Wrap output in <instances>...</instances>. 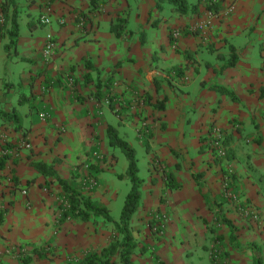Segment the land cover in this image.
<instances>
[{
    "label": "crops",
    "instance_id": "crops-1",
    "mask_svg": "<svg viewBox=\"0 0 264 264\" xmlns=\"http://www.w3.org/2000/svg\"><path fill=\"white\" fill-rule=\"evenodd\" d=\"M10 2L9 16L18 12L19 40L16 53L6 48L7 21L0 32V154L12 147L0 170V234L12 243L39 246L55 236L61 248L66 242L67 248H91L95 231L84 225L92 220L61 222L62 186L34 164L53 167L111 212L119 196L104 184V160L93 153L110 155L116 164L107 136L113 126L135 148L144 179L131 227L137 244L135 228H145L148 246L138 245L134 264H157L153 251L161 264H253L254 250L264 261V0H222L215 14L203 2L186 14L169 2L158 6L159 0ZM80 15L87 20L83 28ZM44 16L50 24L41 22ZM119 17L127 20L126 32L117 37L111 24ZM48 33L57 46L50 59L43 51ZM112 96L122 118L106 103ZM45 108L51 111L46 121L40 118ZM13 110L20 130L1 116ZM144 127L151 134L148 149ZM216 129L230 158L210 146ZM87 162L99 169L92 174L98 187L90 192L80 186ZM248 206L259 221L244 214ZM153 210L165 218L163 237L147 229ZM76 233L86 238L77 241ZM220 237L226 245L214 262ZM8 253L0 242V260L12 263Z\"/></svg>",
    "mask_w": 264,
    "mask_h": 264
},
{
    "label": "trees",
    "instance_id": "trees-1",
    "mask_svg": "<svg viewBox=\"0 0 264 264\" xmlns=\"http://www.w3.org/2000/svg\"><path fill=\"white\" fill-rule=\"evenodd\" d=\"M4 12L7 18V21L10 22V29L8 30L9 36V43L6 45L8 50H13L14 53L17 51V45L19 40V24H18V12L14 10L13 14L9 16V4L11 5L12 2L7 3V0H3ZM161 2H169L172 3L174 6V10L179 12L180 14H186L188 11L198 12L199 6L203 2L207 9L211 10L212 13H218L222 6V0H198L196 4H190L188 0H159ZM13 5H15L13 3ZM126 19L118 18L116 21L112 22L111 29L115 33L117 37L122 36L126 32ZM31 28V25H30ZM233 49V48H232ZM99 92V91H98ZM107 93L111 94L110 90H107ZM97 95H99L97 93ZM113 96L110 102V108L114 111L120 118L123 117V109L117 108V103L113 101ZM163 108V106H161ZM2 117L6 118L7 120H11L13 123L16 124V130L22 129V121L20 115L17 111L13 110L11 113L4 112L1 114ZM146 130L144 127L143 130ZM141 130V132L143 131ZM144 130V135L142 138V142L144 146L148 149V142L146 138H149L151 134L146 133ZM107 136L109 140L110 146L113 148L120 149L124 155L126 156L128 165L127 169L124 174L119 175L121 178H125L130 183V190L125 197L124 205L122 208L120 220L115 222L110 215V212L107 207L102 205L97 201H93L90 197H86L80 194L72 185L70 181L60 178L53 167L45 164V163H36L34 166L36 169L44 174L45 176H55L57 181L60 183L63 189V204L62 206V215H61V222L66 220H80V221H91L95 224L97 218L105 217L107 221L112 222L114 224V228L117 230L119 236L121 237L120 240H112L109 246L101 249L100 251L95 250H88L82 257L75 258L68 262V264H114L115 257H119L121 264H134L132 257L134 254L135 249L138 247L137 242L134 239L133 231L131 227V221L134 215L136 214L142 198L141 187L144 179L139 175V167H138V159L137 153L135 148L122 137H120L119 131L116 127L109 126L107 129ZM12 146L6 145L3 147V153L0 154V170H4L6 168L7 162L10 158L7 150ZM6 151V152H5ZM228 157H231V151L228 150ZM84 165V164H83ZM99 171V169L94 166L93 164L89 166V174H95ZM173 178L168 176L169 182ZM199 180V178H197ZM13 181L18 183V179L16 177L12 178ZM199 182V181H198ZM201 187L203 185L199 182ZM207 201H209V197L204 195ZM65 203V204H64ZM221 211V209H220ZM4 219V212L0 211V224L3 222ZM156 221V222H155ZM158 220H151L149 222L151 228L156 225ZM224 223H228L231 225V222L227 220H222ZM220 241V246L218 249H213L212 258L213 261H216L218 256H222L223 254V239L222 237L216 238L215 240ZM236 240L235 236H231V242L234 243ZM146 248V247H145ZM225 248V247H224ZM32 255H37L39 258L45 259L48 257L47 250L41 248H34L31 252ZM154 254V251H153ZM225 254V252H224ZM31 256L25 259L26 263H30L32 261ZM154 258L157 259L156 255L154 254ZM161 264V263H160ZM253 264H264L263 257L258 254L254 250V261Z\"/></svg>",
    "mask_w": 264,
    "mask_h": 264
},
{
    "label": "rangeland",
    "instance_id": "rangeland-1",
    "mask_svg": "<svg viewBox=\"0 0 264 264\" xmlns=\"http://www.w3.org/2000/svg\"><path fill=\"white\" fill-rule=\"evenodd\" d=\"M114 149L116 151V155L118 156V157H115L116 164H114L113 161H110V155L104 154V159H103L104 160V184L105 185L110 184L114 187L113 189L117 190V193L119 196L118 202H115L113 204L110 214L114 218L120 220L122 208L124 205V200L130 190V183L127 179L121 178L119 176V175L124 174L125 167L128 163L126 156L120 149L118 148H114ZM84 178H85V173L82 175V178L80 180V186L82 190L90 192L98 187L97 185L92 190H87L84 185L85 184ZM58 197H59V200L62 202L63 196L61 197L59 195ZM0 211L4 212L3 209H1ZM162 214L163 213H160L156 210L151 211L147 229H149L151 234H153L154 236L156 235L158 237L164 236L163 231L165 229L166 221H165V218L162 216ZM154 219L158 220V222L156 223L155 226H153V228H151L149 222ZM71 222H72L71 224H74L75 226L82 223L79 220H72ZM85 224L86 225L84 226H86L85 227L86 232L91 227L95 231V238H93V244L96 245V248H92L93 244L91 245V248H67L68 242H66L65 248H61V246L56 242V240H54L56 239L55 236L52 237L53 239H49L45 241L43 244H40L39 246L34 245L35 246L34 247L32 244H29V243L28 244L18 243V242L12 243L9 237H6L5 235L0 234V242L2 243V247L8 248V251H9L8 255H10L13 260L12 263H8V262L5 263L2 260H0V264H68L69 261L74 260L75 258L82 257L88 250L100 251L101 249L109 246L112 240H117V239L120 240L121 238L117 230L114 228L113 223L107 221L105 217L97 218V221L95 224L92 221L89 223H85ZM135 230L137 232L138 245L140 246L141 244H144V246H148L146 245L145 239L143 238L144 234H142L145 228L137 225ZM78 231H81V228H78V230H76V232ZM77 234L78 233H76L77 241H79V238H82V239L86 238L84 236L79 237ZM34 248H41V249L47 250L48 257L45 259H42V258H39L37 255L31 256L32 254L31 252ZM154 254L152 252V256ZM29 256H31L32 261L30 263H26L25 259L29 258ZM114 260H115L114 264H121L119 257H115ZM157 260L158 259L154 258V261L157 264H160V261H157Z\"/></svg>",
    "mask_w": 264,
    "mask_h": 264
},
{
    "label": "built area",
    "instance_id": "built-area-1",
    "mask_svg": "<svg viewBox=\"0 0 264 264\" xmlns=\"http://www.w3.org/2000/svg\"><path fill=\"white\" fill-rule=\"evenodd\" d=\"M3 0H0V32L2 31V29L4 28V26L7 23V18L4 12V4H3ZM86 18L82 15H80L78 17V25L80 27H85L86 25ZM41 22L43 24H50L51 23V19L48 16H44L41 20ZM204 28L203 25H199L197 30H202ZM181 35V30L177 29L176 31L173 32V36L175 38H179ZM56 39L54 37V35L52 33H48L46 36V41L43 47V51L45 53V56L47 59H50L52 54L55 52L56 50ZM75 80L71 75L67 76V83L70 86H73ZM110 99L108 98L106 100V103L108 105H110ZM40 118L44 121L48 120L51 118V111L48 108L43 109L40 112ZM217 132L215 138L212 140V142L210 143V146L212 148V150L216 153V155L220 158H227L228 157V146L226 145L225 139L221 134V131L216 129L215 130ZM26 147H30L29 144H26ZM93 158L97 159V160H103L104 156L101 155L99 152H95L93 153ZM91 165L90 162H87L86 164L83 165L84 169H85V178H84V185L85 188L87 190H92L93 188H95L98 185V182L96 180L95 177H93L92 175L89 174L88 170H89V166ZM227 190V189H226ZM26 193V191H24V194ZM226 194L229 195V197H233L235 198V196L232 195L231 192L225 191ZM62 204H63V200H62ZM65 204V203H64ZM244 214L251 216V218L255 221H259L260 220V215L256 212L253 211V209L248 206L244 209Z\"/></svg>",
    "mask_w": 264,
    "mask_h": 264
}]
</instances>
